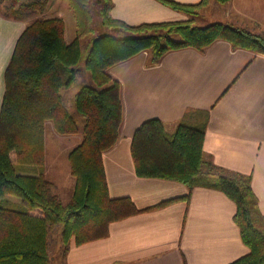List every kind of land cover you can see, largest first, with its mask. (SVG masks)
Returning <instances> with one entry per match:
<instances>
[{"label": "trees", "instance_id": "obj_1", "mask_svg": "<svg viewBox=\"0 0 264 264\" xmlns=\"http://www.w3.org/2000/svg\"><path fill=\"white\" fill-rule=\"evenodd\" d=\"M49 1L12 0L6 7L10 12L0 13L27 19L42 12ZM87 1L68 0L75 19V37L69 42L64 38L61 17L29 20L4 70L0 104V264H50L48 237L56 227L64 258L72 237L76 244L103 238L112 221L151 208H137L128 196L108 195L102 152L117 140L122 120L120 85L108 73L110 66L141 51H147L149 62L156 63L169 49H203L216 39L264 54V30L255 32L222 22L198 26L191 18L129 25L113 19L109 13L111 0H103V21L136 33L101 34L90 42L84 65L95 84L81 86L74 95V108L83 119L82 138L67 154L74 186L70 198L62 201L43 171L44 123L51 120L59 134L79 131L61 89L75 81L79 38L90 30ZM162 1L185 13L205 4V0L192 4ZM204 129L205 121H180L172 130L157 118L143 121L130 145L135 173L177 180L189 190L202 185L224 192L235 203L233 219L248 247L246 254L228 264H264V215L258 208L251 176L215 164L202 149ZM17 164L37 166L38 171H18ZM6 195L18 197L21 208L11 206L17 204Z\"/></svg>", "mask_w": 264, "mask_h": 264}, {"label": "crops", "instance_id": "obj_2", "mask_svg": "<svg viewBox=\"0 0 264 264\" xmlns=\"http://www.w3.org/2000/svg\"><path fill=\"white\" fill-rule=\"evenodd\" d=\"M111 2L110 16L129 25L187 18L162 0ZM226 6L225 21L241 15L264 30V0H229ZM29 19L0 13V104L4 70ZM108 73L119 82L122 102L118 138L102 152L108 195L128 196L137 208H151L112 221L103 238L76 244L72 237L64 263L228 264L246 254L248 247L233 219L232 199L215 188L196 185L189 190L177 180L136 175L130 145L135 129L150 118L160 119L170 129L180 121H205L203 152L221 167L250 174L264 215V54L216 39L203 49H169L156 63L141 51L113 64ZM68 139H73V147L81 135L69 134ZM46 159L44 175L54 185L51 173L61 168L54 155L46 168ZM22 170L27 172L26 167ZM62 171L69 172L68 161ZM9 200L20 202L15 196Z\"/></svg>", "mask_w": 264, "mask_h": 264}, {"label": "rangeland", "instance_id": "obj_3", "mask_svg": "<svg viewBox=\"0 0 264 264\" xmlns=\"http://www.w3.org/2000/svg\"><path fill=\"white\" fill-rule=\"evenodd\" d=\"M12 0H0V10H8L6 9L7 5L11 4ZM25 1V0H20ZM228 1L220 2L218 0H205V4L201 7H198L194 10L193 13H185L187 18L193 19L192 23L198 26H204L212 22H226L232 26L247 28L252 31H259L262 28L258 27L254 20H249L244 18L243 16H236L235 19H232L231 22L225 21L226 17L225 8L228 5ZM103 0H88L86 3V7L90 14V20L88 23V30L83 36L79 38L80 43V58L78 62L75 64L76 68V77L75 81L67 88L61 89V94L63 99L68 106L72 116L77 122L79 133L81 134L82 127V117L75 110L73 105L74 95L77 90L83 85H94L95 82L91 77V73L88 68L84 65V60L86 58L89 45L91 40L98 35L101 34H112L115 36H128L132 33L135 34L132 30L124 28L115 23L104 22L102 17V8H103ZM227 3V4H226ZM51 4V5H50ZM55 7V8H54ZM9 11V10H8ZM10 12V11H9ZM54 14V15H53ZM58 16L61 17L65 24L64 29V37L67 42L72 40L75 37V19L72 15V12L68 6V0H50L44 10L42 12H37L36 14H32L29 20H32L36 17H52ZM255 16V15H254ZM185 18V19H187ZM149 55V54H148ZM169 130H172L168 128ZM75 133V134H77ZM69 134H59L54 129L53 122L51 120H46L44 123V156L46 159V168L48 167L49 160L53 158V155L56 159L55 165L57 168H61L60 172L57 174H52L54 176V185L53 191L57 193L59 198L62 201H67L73 191L74 186V177L69 173L62 171L63 166H67V156L66 153L70 151L73 147H70L73 143L72 140L68 139ZM81 141V140H80ZM76 146V145H75ZM48 153V156H46ZM45 163V160H44ZM44 166V165H43ZM18 171H23L24 165L17 164ZM27 172H37V166H27ZM66 171V170H65ZM72 178H71V177ZM70 180V181H69ZM51 182V181H50ZM52 183V182H51ZM63 188H62V187ZM5 198H14L12 195H6ZM14 208H21L19 205H11ZM48 251L50 255V264H64V258L62 255V243L60 240V231L56 227L49 233L48 237Z\"/></svg>", "mask_w": 264, "mask_h": 264}]
</instances>
